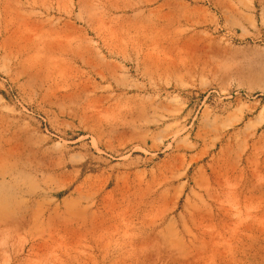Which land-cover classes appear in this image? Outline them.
<instances>
[{"label": "rangeland", "instance_id": "1", "mask_svg": "<svg viewBox=\"0 0 264 264\" xmlns=\"http://www.w3.org/2000/svg\"><path fill=\"white\" fill-rule=\"evenodd\" d=\"M0 264H264V0H0Z\"/></svg>", "mask_w": 264, "mask_h": 264}]
</instances>
